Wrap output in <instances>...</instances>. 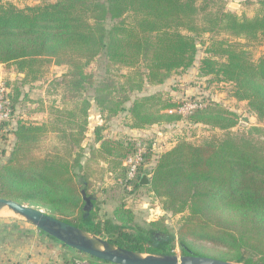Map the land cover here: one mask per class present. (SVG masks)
Returning a JSON list of instances; mask_svg holds the SVG:
<instances>
[{
  "label": "trees",
  "instance_id": "1",
  "mask_svg": "<svg viewBox=\"0 0 264 264\" xmlns=\"http://www.w3.org/2000/svg\"><path fill=\"white\" fill-rule=\"evenodd\" d=\"M222 2L54 0L25 8L0 5V64L15 66L25 75L23 83L42 78L52 62L67 68L59 82L61 104L51 108L53 121H21L14 129L13 150L0 161V196L41 203L50 214L131 250L166 253L165 249H172L175 237L157 239L154 229L135 222L125 202L116 207L112 218L96 219L85 196L101 171L94 165L105 160L116 178L125 175L122 184L129 186V192L147 187L164 210L173 215L188 212L179 230L185 254L196 241L210 240L231 250L233 257L227 260L264 264V140L232 130L238 124L236 112L216 101L194 109L189 115L192 123L224 133L199 144L179 141L157 154L153 164H141L134 179L126 177L122 166L123 159L137 150L127 135L116 139L98 131L99 145L85 161L80 148L92 105L83 98L88 87L95 86L103 110L110 114L124 110L130 101L126 91L161 85L193 66L198 37L205 34L211 36L200 74L233 84V96L248 101L251 112L264 120V55L254 59L249 46L264 37V11L241 15L225 10ZM98 57H104L108 68L125 70L118 76L124 82L120 83L122 96L116 93L121 89L115 83L101 79L96 84L87 70ZM172 99L161 93L136 97L129 109L131 127L182 119L181 114L169 113L179 107ZM144 174L150 176L147 185L141 184ZM159 229L164 231L162 226ZM71 257L70 262L81 258L91 264H111L82 252Z\"/></svg>",
  "mask_w": 264,
  "mask_h": 264
},
{
  "label": "rangeland",
  "instance_id": "2",
  "mask_svg": "<svg viewBox=\"0 0 264 264\" xmlns=\"http://www.w3.org/2000/svg\"><path fill=\"white\" fill-rule=\"evenodd\" d=\"M51 1L54 0H0V5L12 3L17 7L25 8L29 5L44 4ZM261 1L223 0L221 5L225 10L252 16L259 11H264V3ZM210 36V34H205L198 37V52L195 64L187 70L178 71L165 83L161 85L145 84L142 90L134 91H129L128 86L125 85V89L128 90L126 94L130 95V101L124 104V110L117 113L110 114L108 110H103L95 98V86L88 87L84 91L83 98H88L92 105L88 111L89 123L86 138L80 147L85 154L83 161L90 155L93 147H98L99 143L95 142L98 131L100 134L116 139L124 135L130 137L135 141L137 149L131 155L136 154L141 149L144 153V159H146V154L150 155L149 159L141 163L145 165L147 163L153 164L157 154L170 150L181 140L199 144L213 134L222 135L224 130L211 129L207 125L192 123L189 120V115L194 110L190 111L187 105L197 104L198 108L207 105L211 101L219 102L227 110L234 111L239 115L238 124L232 130L247 132L255 138L264 140V120H259L251 112L248 101H240L233 96L234 85L219 82L214 76L205 77L200 74L201 59L207 54L206 47ZM249 46L254 59L264 55V37L254 41ZM66 69L65 65L52 62L42 78L37 81L23 83L25 75L18 72L15 66L0 64V99L4 102L5 109L7 108L10 111L8 117H0V161L6 160L13 150L15 143L13 131L19 122L42 123L53 121L50 112L51 108L61 104L63 87L60 86L59 82L62 80ZM87 70L93 73L96 84L99 80L104 79L106 83H115L122 90L116 92L119 96L125 93L122 89L123 85H120L124 82L118 77L120 74L125 73L124 69L108 68L104 57H98ZM158 93L163 94L165 99L170 97L173 98V101L178 102L179 107L173 109L174 112L169 110V113L181 114L183 118L173 122L150 125L146 128L131 127L132 115L129 109L134 99ZM5 109H3V113ZM255 128L258 129L255 130ZM127 157L123 159L122 166L127 170L126 177L134 179L135 177H130L128 166L124 164ZM108 166L109 164L105 160H100L98 166L94 165L95 169L99 171V168H101V171L95 178L92 177L93 184L86 195L91 199L89 209L93 210L96 219L106 220L107 217L112 218L116 207L125 202L126 206L134 212L135 222L145 229H154L157 239L175 237L173 248L169 251L165 249L166 253L185 254L180 246L179 230L183 225L184 216L188 212L173 215L164 210L159 200L147 187H141L132 193L129 192V186L125 187V184H122L125 175H119V178H116V175L109 171ZM32 206L51 213L41 203ZM84 207H86V204ZM56 216L61 215L56 214ZM154 222H158L159 225H153ZM161 226L164 231L159 229ZM55 243L59 242L40 232L38 228L22 216L9 209L0 212V264H37L48 258L54 264H80V261H84V259L78 258L76 261L70 262L72 260L71 256L78 255L79 252L73 248L64 247L60 243L62 260L59 261L57 257L60 250ZM149 244L156 246L155 240H151ZM191 251L195 255L220 259L233 257L230 249L216 245L210 240L196 241Z\"/></svg>",
  "mask_w": 264,
  "mask_h": 264
},
{
  "label": "water",
  "instance_id": "3",
  "mask_svg": "<svg viewBox=\"0 0 264 264\" xmlns=\"http://www.w3.org/2000/svg\"><path fill=\"white\" fill-rule=\"evenodd\" d=\"M150 183V176L144 174L141 184ZM90 203V198L85 196ZM9 209L22 216L36 228L56 238L64 245L111 264H246L215 257L172 253H151L131 250L110 242L88 230L56 217L40 208L18 200L0 196V212Z\"/></svg>",
  "mask_w": 264,
  "mask_h": 264
},
{
  "label": "built area",
  "instance_id": "4",
  "mask_svg": "<svg viewBox=\"0 0 264 264\" xmlns=\"http://www.w3.org/2000/svg\"><path fill=\"white\" fill-rule=\"evenodd\" d=\"M189 107L188 109L190 111L194 110L197 108V104L193 105H187ZM3 109H5L4 102L0 99V117H8L10 115L9 109H5V112L3 113ZM171 112H174L175 110H170ZM144 153L143 150L141 149L140 151L138 150L136 154L131 155L127 157V159L124 161V164L128 166V172L131 178H134L138 172V169L141 165V163L144 161ZM80 264H90L87 262V260L80 261ZM44 264H54L52 262H46Z\"/></svg>",
  "mask_w": 264,
  "mask_h": 264
},
{
  "label": "crops",
  "instance_id": "5",
  "mask_svg": "<svg viewBox=\"0 0 264 264\" xmlns=\"http://www.w3.org/2000/svg\"><path fill=\"white\" fill-rule=\"evenodd\" d=\"M59 243H55V245H57L58 247H59V250H60V254H58V257H57V259L59 260V261H61L62 260V255H61V245L59 244ZM49 259V258H48ZM48 259H45L44 261H42V262H40V263H37V264H44V263H46V262H51V261H49Z\"/></svg>",
  "mask_w": 264,
  "mask_h": 264
}]
</instances>
